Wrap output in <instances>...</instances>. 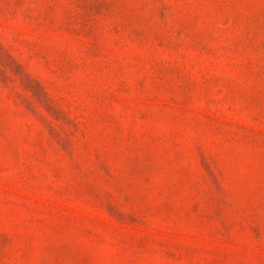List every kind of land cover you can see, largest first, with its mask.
Here are the masks:
<instances>
[{"label": "rangeland", "instance_id": "1", "mask_svg": "<svg viewBox=\"0 0 264 264\" xmlns=\"http://www.w3.org/2000/svg\"><path fill=\"white\" fill-rule=\"evenodd\" d=\"M0 264H264V0H0Z\"/></svg>", "mask_w": 264, "mask_h": 264}]
</instances>
